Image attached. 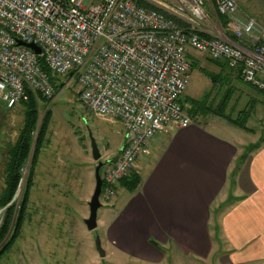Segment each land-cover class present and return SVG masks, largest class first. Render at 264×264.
<instances>
[{
  "label": "built area",
  "instance_id": "built-area-1",
  "mask_svg": "<svg viewBox=\"0 0 264 264\" xmlns=\"http://www.w3.org/2000/svg\"><path fill=\"white\" fill-rule=\"evenodd\" d=\"M212 1L215 15L251 49L209 26L210 0H0V103L12 109L27 92L55 98L38 59L54 77L74 81L88 112L121 126L117 157L104 162L101 175L100 200L109 201L157 134L194 123L181 105L190 83L188 50L227 63L264 94V29L241 17L236 0Z\"/></svg>",
  "mask_w": 264,
  "mask_h": 264
},
{
  "label": "crops",
  "instance_id": "crops-1",
  "mask_svg": "<svg viewBox=\"0 0 264 264\" xmlns=\"http://www.w3.org/2000/svg\"><path fill=\"white\" fill-rule=\"evenodd\" d=\"M254 1L250 6L242 1L243 11L264 27V0ZM227 23H219L225 39L251 49L247 41L234 38ZM197 55L209 59L188 50L192 64ZM212 124L199 118L151 140V158L136 163V190L97 220L110 264H264V148L239 162L238 144L219 136L214 131L224 134L225 129ZM119 127L111 159L121 146ZM42 160L38 168L55 167ZM226 201L233 203L222 209Z\"/></svg>",
  "mask_w": 264,
  "mask_h": 264
},
{
  "label": "rangeland",
  "instance_id": "rangeland-1",
  "mask_svg": "<svg viewBox=\"0 0 264 264\" xmlns=\"http://www.w3.org/2000/svg\"><path fill=\"white\" fill-rule=\"evenodd\" d=\"M242 1L236 0L241 17H245L243 10L246 3ZM252 2L255 1L247 0L249 6ZM210 3L212 7L208 8V24L221 35L219 23H228L225 18L220 19L214 14L213 1L210 0ZM256 22L264 29L259 21ZM185 25L180 23L181 27L187 28ZM199 56L201 55L195 57V62L191 65L190 83L182 99L184 107H188L187 100H197L203 101L208 108L217 110L218 105L226 98L225 109L221 113L227 119L210 114L203 120H209L215 127L224 128V134L214 132L237 143L240 156L245 153L250 157L257 150H251L252 146L264 140V96L245 84L238 71L228 65L225 68L220 67L222 61L220 65L211 62L207 57L204 59ZM213 76L216 77V82L212 81ZM56 78L61 87L55 98L48 104L39 102L37 106V130L45 112L49 117L40 158H43L42 163H54L55 167L51 170L36 167L21 235L0 258V264H110L106 258H99L96 251L97 239L101 249L105 248L103 230L97 224L94 230L88 231L83 220L88 218L86 203L95 188L97 165L92 159L90 136L95 140L100 153L99 161L104 163L113 157L120 140L119 123L114 124L93 116L79 102L75 82H68L66 76ZM244 119L247 120L248 131L232 125V121L240 122ZM21 123L19 105L5 109L0 103V190L3 186L7 145L16 139ZM259 148H264V142ZM151 156L152 150L148 152V158ZM236 171L235 166L230 171V178ZM22 173V183L16 198L14 197L15 207L20 201L26 168ZM127 196V191L120 187L109 201L100 200L97 220L108 216L107 209H115L116 206L112 207L115 202L122 201ZM232 203L226 201L222 209ZM11 225L1 245L11 232Z\"/></svg>",
  "mask_w": 264,
  "mask_h": 264
},
{
  "label": "trees",
  "instance_id": "trees-1",
  "mask_svg": "<svg viewBox=\"0 0 264 264\" xmlns=\"http://www.w3.org/2000/svg\"><path fill=\"white\" fill-rule=\"evenodd\" d=\"M216 16L220 19H223V17L221 16L218 15ZM170 18L173 19L178 26H180V22L177 19L172 17ZM210 61L219 64L221 63V61H213L211 59ZM38 63L41 71L46 75L50 84L54 87L55 92L57 93L61 87L57 78L51 74V72L47 69V67L44 65L41 59H38ZM226 66L227 64L223 62V64L220 67L225 68ZM216 80H217L216 77L213 76L212 81L216 82ZM262 95L264 96L263 93ZM39 102H45L48 104L51 101H47L45 99H42L40 96L36 94L27 92L26 99L21 100L18 103L22 113L21 127L19 128L17 137L14 140V142H10L7 145L6 160L3 170V186L0 190V209L5 208L3 221L0 226V258L12 247V245L20 237L23 224L26 219L30 190L33 185L34 172L37 167L40 153L44 146L47 126L49 122L48 114L47 112H45L44 117L37 130V120L39 116L37 106L39 105ZM226 102L227 99L226 98L223 99L222 103L218 105L217 110L210 109L205 105L203 101H197V100H187L188 103L187 108L184 107L182 101H181V105L184 111L186 112V114L189 117H191L194 122H196L199 118H205L207 117V115L210 114H215L220 118L227 119V116L221 113L225 109ZM246 114L247 113H245V115ZM246 121H247L246 119L240 120V122L234 120L232 121V125L243 131H248L246 127ZM33 141H34L33 154L31 156L30 164L27 169L26 177L24 179L23 190L21 193L20 201L16 209L14 197L19 192L23 179L22 172L26 168L25 166L27 164V160L29 157V153ZM263 142L264 140L260 141V143L256 145H253L251 150L258 149L260 144ZM246 158H248V155L244 153L240 157L241 160L239 162H242ZM101 170H100V175H101ZM139 182H140V176L136 172H133L129 178L121 181L120 187L124 188L127 192L132 193L136 190ZM14 213H15V217H14ZM13 217H14V222L12 224L11 232L7 240L1 245L2 241L4 240L5 236L8 233Z\"/></svg>",
  "mask_w": 264,
  "mask_h": 264
},
{
  "label": "water",
  "instance_id": "water-1",
  "mask_svg": "<svg viewBox=\"0 0 264 264\" xmlns=\"http://www.w3.org/2000/svg\"><path fill=\"white\" fill-rule=\"evenodd\" d=\"M17 45L23 46L27 49L32 50L36 55L40 54V49L34 44H26L21 41H17ZM90 143H91L92 159L94 162H97V165L95 167V188H94L93 194L89 202L87 203V206L89 209V215H88V218L84 220L85 227L88 231L94 230L97 225V221H96L97 211L101 207L100 194H101L102 180H101L100 170L102 169L103 164H104L103 162L99 161L101 156L97 149L96 142L91 136H90ZM33 148H34V143L31 146V150H30L29 157H28L27 164H26V170L28 169L29 164H30L31 156L33 154ZM96 251L100 258L104 257V251L101 249L100 241L98 239L96 241Z\"/></svg>",
  "mask_w": 264,
  "mask_h": 264
}]
</instances>
